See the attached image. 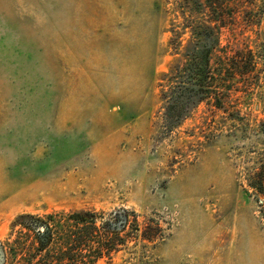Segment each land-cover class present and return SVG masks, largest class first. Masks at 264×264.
Segmentation results:
<instances>
[{
	"label": "rangeland",
	"instance_id": "1",
	"mask_svg": "<svg viewBox=\"0 0 264 264\" xmlns=\"http://www.w3.org/2000/svg\"><path fill=\"white\" fill-rule=\"evenodd\" d=\"M119 211L94 264H264V0H0V242Z\"/></svg>",
	"mask_w": 264,
	"mask_h": 264
},
{
	"label": "trees",
	"instance_id": "2",
	"mask_svg": "<svg viewBox=\"0 0 264 264\" xmlns=\"http://www.w3.org/2000/svg\"><path fill=\"white\" fill-rule=\"evenodd\" d=\"M200 55L190 58L193 74L183 84L184 89L181 86V92L185 91L182 96L194 92L196 66L208 63L204 56L203 61H198ZM128 216L125 211L114 213L107 220L95 213L60 216L62 220L55 216H48L46 220L21 216L16 226L25 231L31 242L26 244L21 239L0 242V264H94L103 253L117 251L123 245L122 234L128 227Z\"/></svg>",
	"mask_w": 264,
	"mask_h": 264
}]
</instances>
